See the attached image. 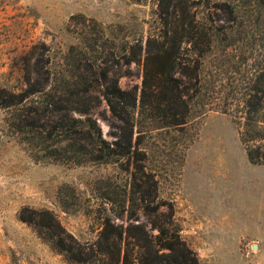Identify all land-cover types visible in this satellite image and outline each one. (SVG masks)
Returning a JSON list of instances; mask_svg holds the SVG:
<instances>
[{
	"label": "rangeland",
	"instance_id": "rangeland-1",
	"mask_svg": "<svg viewBox=\"0 0 264 264\" xmlns=\"http://www.w3.org/2000/svg\"><path fill=\"white\" fill-rule=\"evenodd\" d=\"M167 1L0 0V105L11 90L43 86L46 71L75 69L82 50V64L90 62L96 42L107 46V66L121 86L140 94L148 49L155 51L171 33L175 3ZM174 1L179 20L194 13L195 23L208 21L216 33L207 57L189 51L185 40L181 46L191 69L201 63L206 112L196 106L184 127L144 131V152L130 158L76 164L69 151L61 161L36 160L8 126L11 109L0 106V264H77L28 222L40 220L35 211L42 209L88 251L95 248L90 263L111 264L112 256L98 253L111 220L124 228L138 222L177 228L201 264H264V163L249 159L240 135L244 95L263 83L264 0ZM125 43L132 46L131 63ZM61 103L57 111L66 119L85 116L69 111L70 101ZM95 115L111 141L117 122L105 102Z\"/></svg>",
	"mask_w": 264,
	"mask_h": 264
},
{
	"label": "trees",
	"instance_id": "trees-1",
	"mask_svg": "<svg viewBox=\"0 0 264 264\" xmlns=\"http://www.w3.org/2000/svg\"><path fill=\"white\" fill-rule=\"evenodd\" d=\"M167 2L168 5L169 2L175 3L169 12L171 19L166 34L171 33L155 51L148 49L140 94L136 89L121 86L119 75L107 66V46L97 42L91 44L93 53L90 62L82 64L85 59L82 50L75 69L59 73L46 71L43 86L31 85V72L28 71L26 80L30 86L9 92L10 98L0 106L11 109L8 126L34 152L36 160L49 158L61 161L64 160L61 153L69 151L73 152L69 155L71 162L76 164L87 161L118 162L144 152L140 148L144 131L152 133L184 127L191 122L196 106H204V110L198 112H206L208 103L202 92L205 79L200 71L201 63L191 69L187 62L190 59L185 58L181 46L185 40L191 43L189 51L194 50L207 57L213 50L216 33L208 21L195 23L194 13L189 12L187 18L179 20L177 2ZM199 2L203 0L196 1ZM104 33L101 38L107 42ZM182 37L186 39L182 40ZM151 41L149 38L148 43ZM130 47V44L123 45L128 63L133 61L128 56ZM82 66L85 68L82 69ZM55 79L59 84L54 87L52 82ZM258 81L263 83L251 85L244 95L240 135L249 159L254 163H264V73ZM61 101H70L69 111L85 116L66 119L57 111L62 107ZM103 102L117 122L114 125L116 130L110 133L113 136L111 141L105 137L95 115V109ZM78 134L84 135L89 143H80ZM49 147L52 149L49 150ZM161 205L158 202L156 207ZM35 212L41 215L40 220L33 217L35 221L28 222L35 225L39 235L55 250L63 253L70 262L95 264L89 261L96 253L93 246L88 251L50 210ZM20 219L27 220L23 215ZM101 235L107 245L104 251L100 249L98 253L112 256L111 264H201L194 250L182 238L180 230L167 224L161 226L154 222L148 228L144 222H138L124 228L110 220ZM124 240L126 246H123Z\"/></svg>",
	"mask_w": 264,
	"mask_h": 264
}]
</instances>
